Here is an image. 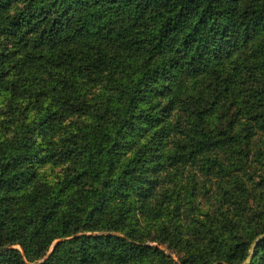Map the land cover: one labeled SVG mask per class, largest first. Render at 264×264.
I'll list each match as a JSON object with an SVG mask.
<instances>
[{
	"label": "trees",
	"instance_id": "16d2710c",
	"mask_svg": "<svg viewBox=\"0 0 264 264\" xmlns=\"http://www.w3.org/2000/svg\"><path fill=\"white\" fill-rule=\"evenodd\" d=\"M263 233L264 0H0V264H242Z\"/></svg>",
	"mask_w": 264,
	"mask_h": 264
},
{
	"label": "water",
	"instance_id": "95a60500",
	"mask_svg": "<svg viewBox=\"0 0 264 264\" xmlns=\"http://www.w3.org/2000/svg\"><path fill=\"white\" fill-rule=\"evenodd\" d=\"M264 238V233L261 234V235H258L251 243V246H250V250H249V255L247 256V258L243 261L242 264H248L250 259H251V256H252V253H253V249L254 247L256 246V244L258 243V241H260L261 239Z\"/></svg>",
	"mask_w": 264,
	"mask_h": 264
}]
</instances>
